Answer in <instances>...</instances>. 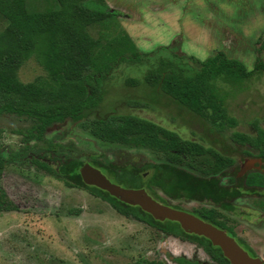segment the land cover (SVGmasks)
<instances>
[{
    "label": "rangeland",
    "instance_id": "1",
    "mask_svg": "<svg viewBox=\"0 0 264 264\" xmlns=\"http://www.w3.org/2000/svg\"><path fill=\"white\" fill-rule=\"evenodd\" d=\"M105 2L116 16L88 27L93 39L99 40L108 26L116 33H126L143 53L165 46L206 60L223 52L243 62L250 70L257 58L264 60V51L259 52L264 42V0ZM28 4L29 10L46 12L55 8L50 0H29ZM6 26L7 22L0 18V31ZM46 76L34 58L19 71V79L25 84ZM144 76V69L128 64L118 66L104 82V99L94 115L99 118L111 113L135 115L233 158L235 165L229 169V176L221 179V184L236 186V175L240 174L244 161L259 158V152L232 141L231 135L238 132L256 136L257 126L264 131V74L249 82L224 87L226 108L238 125L222 133L160 90L146 85ZM132 80L139 83H131ZM134 102L143 107L132 106ZM32 125L15 116H0V151L4 158L9 159L24 150L23 137ZM30 148L39 154L35 155L39 161L14 160L7 165L1 179L4 190L19 211L0 213V264H132L138 261L176 264L174 258L219 264L197 244L125 217L91 192L66 186L55 173L57 160L64 157L95 168L111 162L117 167L141 171L148 180L153 170H146L144 166L164 163L152 152L102 142L70 121L50 128L45 141H33ZM47 160L49 169L43 165ZM209 161L213 162V158L207 155L198 159V170L180 168L201 178V170L207 168L205 164ZM143 189L155 197L153 199L157 194L167 206L191 214L211 208L186 197L170 199L145 184ZM252 204L241 200L233 212L218 211L227 228L262 259L264 238L261 234L264 231L260 225L264 223V213Z\"/></svg>",
    "mask_w": 264,
    "mask_h": 264
},
{
    "label": "trees",
    "instance_id": "2",
    "mask_svg": "<svg viewBox=\"0 0 264 264\" xmlns=\"http://www.w3.org/2000/svg\"><path fill=\"white\" fill-rule=\"evenodd\" d=\"M55 8L45 11L29 10V0H0V18L7 26L0 31V116H15L30 121L32 128L23 137L25 148L9 159L0 151V213L17 212L18 206L9 198L1 179L12 161L32 158L33 141H45L47 132L56 125L70 121L78 124L92 137L108 144L152 152L159 165L148 164L151 179L141 171L107 162L96 165L114 184L125 188H157L170 199L186 197L212 205L193 213L213 226L226 230L219 209L233 212L231 200L237 197L240 186H224L235 160L212 148L183 139L174 131L135 115L111 113L99 118L94 115L104 99V82L122 64L144 69V82L169 96L181 107L204 118L217 131L227 132L238 125L226 108L224 87L249 82L264 74V60L257 58L252 70L241 61L219 52L206 60L180 54L172 47H159L152 52H140L126 33H116L106 26L99 40L93 39L88 27L103 24L116 15L110 12L105 0H50ZM264 51V42L259 52ZM34 58L47 76L31 83L19 79L21 67ZM139 83L132 80L131 83ZM134 107H143L139 102ZM211 112V114H208ZM264 121V118H263ZM256 136L234 132L232 141L257 150L264 158V131L256 127ZM36 155V157H35ZM211 156L201 178L181 169L198 170V159ZM55 173L66 186L84 189L108 202L125 217L146 223L160 232L202 247L219 264H230L222 251L204 237L184 233L174 222H158L138 207L122 204L95 187L86 186L79 175L84 165L80 161L60 157ZM44 167L50 168L48 160ZM249 179V178H248ZM229 180H232L229 178ZM183 195V196H182ZM155 198V197H153ZM157 201L166 205L156 194ZM176 264H205L173 259ZM132 264H159L135 262Z\"/></svg>",
    "mask_w": 264,
    "mask_h": 264
},
{
    "label": "water",
    "instance_id": "3",
    "mask_svg": "<svg viewBox=\"0 0 264 264\" xmlns=\"http://www.w3.org/2000/svg\"><path fill=\"white\" fill-rule=\"evenodd\" d=\"M257 163L262 164V161L246 160L242 164L239 176L253 170ZM80 176L86 186L95 187L106 192L122 204L138 207L158 222H174L180 225L184 233L204 237L213 246L218 247L222 251L223 256L230 264H263L261 259L251 257L225 231L218 229L189 212L177 210L157 202L144 189H129L114 184L101 170L90 164L82 166Z\"/></svg>",
    "mask_w": 264,
    "mask_h": 264
},
{
    "label": "flooded vegetation",
    "instance_id": "4",
    "mask_svg": "<svg viewBox=\"0 0 264 264\" xmlns=\"http://www.w3.org/2000/svg\"><path fill=\"white\" fill-rule=\"evenodd\" d=\"M253 160H261L262 164L257 163L254 166L253 170L248 171L247 173L243 174L241 177H239V174L236 175L237 187L240 186V189L238 190L240 194H238L237 197H235L234 199L231 200V204H232L233 208L235 209L236 203L238 201H241V200L251 201L253 203L252 206L257 207V209L260 212L264 213V158H257V159H253ZM79 175H80V170H79ZM208 206L213 208L212 205H208ZM263 219H264V215H263ZM263 226H264V223H261L260 228L264 231ZM225 227H226V230H223V231H225L230 237L235 239V241L240 245V247H242L245 251H247L251 257L261 259L259 256L255 255L253 253V251H251V249L248 248V246H246L244 243H242L234 235V233L227 228L226 224H225ZM220 230H222V229H220ZM261 235L264 238L263 232ZM186 242H188V241H186ZM261 260L263 261V264H264V255H263V258Z\"/></svg>",
    "mask_w": 264,
    "mask_h": 264
}]
</instances>
